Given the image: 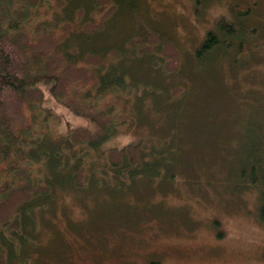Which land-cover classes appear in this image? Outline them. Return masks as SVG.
<instances>
[{"label": "rangeland", "instance_id": "obj_1", "mask_svg": "<svg viewBox=\"0 0 264 264\" xmlns=\"http://www.w3.org/2000/svg\"><path fill=\"white\" fill-rule=\"evenodd\" d=\"M123 1L107 29L96 33L122 57H114L111 66L116 75L123 69L131 94L115 92L107 99L116 104L121 125L104 134L40 84L42 107L59 118L48 142L63 144L67 130L81 127L91 138H103V152L145 144L148 154L146 143L162 146L172 137L170 155L179 166L150 182L125 181L127 187L114 196L65 182L53 187L51 203L39 208L35 224L24 223L26 245L14 242L8 264H263L259 193L239 170L245 162L243 141L247 144L250 134L246 127L255 119L264 143V0ZM64 3V10L82 5ZM241 10L249 12L244 16ZM46 13L40 11L31 23L33 32L49 26L45 23L54 16ZM78 17L79 12L66 18L75 20L67 37H83ZM219 18L237 27V39H228L224 44L234 41L229 49L215 48L211 61L201 63L195 51ZM151 34L174 45L180 55L177 72L169 71L175 54L152 41ZM132 41L147 50L141 54ZM72 94L79 97L75 90ZM168 117L173 119L169 124ZM39 164L40 169L33 164L35 174L44 172ZM94 183L102 185L96 178ZM12 205L0 209V221L11 217ZM5 260L1 257L0 264Z\"/></svg>", "mask_w": 264, "mask_h": 264}, {"label": "trees", "instance_id": "obj_2", "mask_svg": "<svg viewBox=\"0 0 264 264\" xmlns=\"http://www.w3.org/2000/svg\"><path fill=\"white\" fill-rule=\"evenodd\" d=\"M64 1L0 0V209L13 203L11 217L0 221V258L6 257V264L10 260L8 251L15 249L14 242L21 243L22 247L26 245V235L29 234L22 227L24 223L35 224L39 208L49 206L55 192L53 187L65 182L72 188L96 187L95 191H108L114 196L115 192L127 187L125 181L128 185L138 182L137 178L150 182L179 166L177 158L170 155L172 137L164 140L162 146H159L161 143H146L150 149L148 154L144 152L145 144L103 152V138H91L89 131L81 127L67 130L63 144L48 142L50 128L59 123V118L42 107L40 84L46 85L60 104L96 122L106 135L122 123L116 104L107 99L115 92L131 94L125 86L123 69L119 68L120 75H116L111 66L113 58L120 59L121 54L108 40L97 38L99 34H96L107 29L111 15L114 16L119 9L118 3L121 5L124 1L88 0L90 3L84 6V0H74V3L82 2L83 7L65 10ZM67 1L72 5V0ZM42 10L47 11L45 15L53 13L54 17L50 23H45L49 26L43 31L33 32L31 23ZM57 11L60 13L56 14ZM241 11L244 16L249 12ZM77 12V25L83 37H67L75 29V20L66 18ZM236 32L233 23L225 18L217 19L215 29L207 31L196 49V59L207 63L211 61V52L215 48L229 49L234 41L224 42L231 38L236 40ZM151 39L175 54L174 69L169 71L177 72L180 55L174 45L159 34H151ZM134 42H131L132 47H139L136 51L142 54L141 49L147 50ZM73 90L79 97L72 94ZM126 106L132 112L130 106ZM130 116L127 118L131 119ZM171 120L168 117L167 124ZM246 129L250 134L246 136L248 143L243 141L245 162L239 171L248 175L250 185L259 193L258 217L264 224L263 132L257 119L251 125L247 124ZM39 163L44 172L35 174L33 164L39 165L37 168L40 169ZM94 178L102 185H96ZM37 202L40 206H33Z\"/></svg>", "mask_w": 264, "mask_h": 264}]
</instances>
